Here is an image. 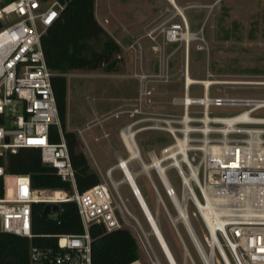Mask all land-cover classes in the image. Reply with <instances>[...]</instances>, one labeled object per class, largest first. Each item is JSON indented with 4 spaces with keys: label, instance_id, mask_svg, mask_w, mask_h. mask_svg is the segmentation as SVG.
<instances>
[{
    "label": "built area",
    "instance_id": "built-area-1",
    "mask_svg": "<svg viewBox=\"0 0 264 264\" xmlns=\"http://www.w3.org/2000/svg\"><path fill=\"white\" fill-rule=\"evenodd\" d=\"M64 5L58 0H11L0 5V155L14 152L18 147L38 148L42 162L54 166L57 174L72 185V192L36 189L31 186L28 175L6 173L0 165V230L32 237L34 203L60 206L62 202L72 201L76 204L82 231L56 234V247L31 246V264H92L89 228L93 224H102L108 231L132 228L148 263L162 264L149 240L150 231H146L127 208L118 182L108 173L110 168L106 172L107 179L102 176L98 184L81 192L76 188L52 88L54 72L46 65L40 42L41 35L59 16ZM161 33L166 43L183 39L186 42L190 30L186 19L180 16L179 21H171L163 27ZM192 84L195 83L187 82L185 75L181 96L171 98V104L179 105L181 113L135 109L139 117L127 123L126 128L135 135L153 130L166 132L172 138L159 154L147 151L148 161L143 160L139 151L140 165L147 162L155 171L165 194L175 206V221L180 220L182 212L189 220V208L200 218L202 240L193 226L194 234L190 238L204 264H264V116L253 115L255 111L264 110V96L211 95L212 84L199 83L202 94L192 97L189 94ZM140 93L144 96L151 92L141 89ZM221 106L242 109L232 115L212 113V107ZM52 125L57 128L58 142L50 141ZM84 130L77 129L83 140ZM126 147L124 158L129 167L135 159L129 160ZM167 148L172 153L163 161L162 153ZM154 158L165 165L163 171L157 169ZM119 168L150 229L149 217L138 197L141 194L138 186L135 189L123 167ZM169 169H173L180 180L179 195L173 185L170 188L164 185V177L171 183ZM150 170L144 174L172 224V214ZM131 172L135 180L140 171ZM152 217L159 225L157 209ZM174 227L186 250L179 230L176 225ZM128 264L142 262L137 259Z\"/></svg>",
    "mask_w": 264,
    "mask_h": 264
},
{
    "label": "rangeland",
    "instance_id": "rangeland-1",
    "mask_svg": "<svg viewBox=\"0 0 264 264\" xmlns=\"http://www.w3.org/2000/svg\"><path fill=\"white\" fill-rule=\"evenodd\" d=\"M164 1L160 0L163 3L160 5L155 0H95V17L119 45L122 60L111 72L98 68L65 73L66 129L78 137L80 150L91 169L98 173L100 181L102 176L107 179V170L111 165H117L119 157L126 156L120 131L139 117L135 109L181 113V107L171 104V98L181 96L187 70L193 79L220 81L210 86L211 95L264 96V0H175L183 9L189 25L192 37L189 45L184 39L171 44L163 40L162 28L180 19L175 7ZM155 11L159 13L158 18L150 20L149 14ZM141 89L151 93L142 96ZM189 94L201 96V84H192ZM241 109L240 106L211 108L216 115H232ZM253 115L264 116V110L255 111ZM77 129H85L84 140L77 134ZM135 139L144 161H148L147 151L154 150L159 154L162 147L172 142L166 132L153 130L140 132ZM94 159L98 160V168ZM129 167L133 172L141 171L138 160L131 161ZM150 173L172 214L171 224L164 208L158 205L159 228L177 264H204L182 222L175 221V206L165 194L155 171L151 169ZM167 173L179 195L178 176L173 169ZM110 177L118 178L113 171ZM137 183L153 213L155 194L144 172H139ZM118 189L130 212L146 231H150L127 185L123 183ZM190 211L191 208L189 220L202 240L201 220ZM129 220L133 222L131 218ZM150 234L149 240L161 263L170 264L156 236L152 231ZM140 250V261L149 264L141 247Z\"/></svg>",
    "mask_w": 264,
    "mask_h": 264
},
{
    "label": "trees",
    "instance_id": "trees-1",
    "mask_svg": "<svg viewBox=\"0 0 264 264\" xmlns=\"http://www.w3.org/2000/svg\"><path fill=\"white\" fill-rule=\"evenodd\" d=\"M9 1L11 0H1L0 5ZM94 7L95 0H65L59 16L40 38L46 65L54 72L51 82L58 116L74 170L75 185L80 192L98 184L100 178L80 150L76 134L66 129L65 73L98 68L111 72L122 60L119 45L98 23ZM99 43L100 46L97 47ZM49 138L53 142L60 140L55 125L49 129ZM0 165L6 173L28 175L33 188L72 192L71 183L63 180L54 166L42 162L38 148L18 147L14 152L6 151L0 155ZM43 205L44 203L32 205V237L0 230V264H31V246L56 247V234L82 231L74 202H62L58 210L48 213L43 212ZM89 230L92 238V264H128L142 257L138 242L128 227L108 231L102 224H93Z\"/></svg>",
    "mask_w": 264,
    "mask_h": 264
},
{
    "label": "bare ground",
    "instance_id": "bare-ground-1",
    "mask_svg": "<svg viewBox=\"0 0 264 264\" xmlns=\"http://www.w3.org/2000/svg\"><path fill=\"white\" fill-rule=\"evenodd\" d=\"M170 3H172V5L175 7L177 13L179 14V16H182L186 19V16L183 12V9L178 5L176 4L175 0H168ZM186 22H187V19H186ZM188 23V22H187ZM191 36L189 33H187L186 35V42H187V45H189V42L191 40ZM186 49V48H185ZM187 52H188V49H187ZM186 81L187 82H191V83H203V84H206V85H211V84H214V83H219L220 81H212L210 79H205V80H197V79H193L189 73H188V70L186 71ZM120 137H121V141H122V144L123 146H127L126 148L128 149L129 151V160L131 159H135V160H138L139 161V147L135 141V134L132 130H129L128 128H123L120 132ZM137 145V146H136ZM172 153V150H169V148L165 149L162 153V156H163V161L166 160L169 155ZM127 160L124 158V157H119V160H118V166L120 167H123L124 171L126 172V174L128 175L129 177V180L130 182L132 183L133 187L136 189L137 185L135 183V180L133 178V175H132V172L130 170V168L128 167L127 165ZM154 163L156 165H158V170L159 171H163L164 168H165V165L163 163H160L158 162V160L156 158H154ZM141 162V161H139ZM150 164L147 163V162H143L142 165H141V171L140 172H146L148 170H150ZM111 172V168L108 170V173ZM164 185L167 187V188H170L172 186V184L164 177ZM138 197H139V200L141 202V205L144 209V211L146 212V214L148 215L149 217V220H150V231L153 232V234L157 235L158 239L160 240L161 244L159 243V245L161 246L162 250L164 251L168 261L170 264H176L172 255L170 254V251L167 247V245L165 244L162 236H161V233H160V230L158 228V225L156 224L155 222V218L152 217V214L151 212L149 211L145 201L143 200V197L141 194H138ZM174 200L176 199L175 196L172 197ZM180 220L182 222V224L184 225V228H185V231L189 234V236L191 237L194 232H193V229H192V225L190 223V221L186 218L185 214L182 212L180 214ZM178 221V220H177Z\"/></svg>",
    "mask_w": 264,
    "mask_h": 264
},
{
    "label": "crops",
    "instance_id": "crops-1",
    "mask_svg": "<svg viewBox=\"0 0 264 264\" xmlns=\"http://www.w3.org/2000/svg\"><path fill=\"white\" fill-rule=\"evenodd\" d=\"M156 1V3L157 4H160V5H162L161 4V2H165L164 0H161V2H160V0H155ZM168 1V0H167ZM169 2V1H168ZM176 2V1H175ZM169 4L170 5H172V3H170L169 2ZM94 9H95V7H94ZM140 10V9H139ZM158 16H159V13L157 12V11H155V12H152V13H150L149 14V19L150 20H153V19H155V17H157L158 18ZM172 17V16H171ZM170 17V18H171ZM131 20V22H132V20L133 19H130ZM146 20V19H145ZM171 44V43H170ZM123 145V144H122ZM99 156V155H98ZM94 161L96 162V164L98 165V163H97V161L98 160H96V159H94ZM109 165H111V164H109ZM111 171H113V173L115 172L116 174H117V176H118V178H116V182H118V186L119 185H121V184H126L127 185V187H128V189L130 190V188H129V186H128V183H127V181H125V179H124V176H123V173H122V171L120 170V169H118V166L116 165V166H113V165H111ZM138 177V176H137ZM137 177L135 178V182H136V185L138 186V188H139V190H140V192H141V189H140V187H139V185H138V183H137ZM141 194H142V192H141ZM142 196H143V194H142ZM135 198V197H134ZM136 200V199H135ZM143 200L145 201V199H144V196H143ZM155 200H156V207H155V210L157 209L158 210V205H161V203L160 202H157V199H156V197H155ZM137 202V201H136ZM163 202H164V200H163ZM171 202V201H170ZM145 203H146V201H145ZM165 203V202H164ZM146 205H147V203H146ZM148 206V205H147ZM162 206V205H161ZM149 211H151V210H149ZM152 214V213H151ZM158 221H159V211H158ZM155 222H156V224L158 225V222L156 221V219H155ZM158 228H159V225H158ZM159 230H160V228H159ZM160 233H161V231H160ZM161 236H162V238H163V240H164V242H165V244L167 245V243H166V241H165V239H164V237H163V235H162V233H161ZM158 244H159V241H158ZM160 246V245H159ZM167 247H168V245H167ZM168 249H169V247H168ZM169 251H170V249H169ZM170 254L172 255V257L174 258V256H173V254L171 253V251H170ZM174 261L176 262V260H175V258H174ZM176 264H177V262H176Z\"/></svg>",
    "mask_w": 264,
    "mask_h": 264
},
{
    "label": "water",
    "instance_id": "water-1",
    "mask_svg": "<svg viewBox=\"0 0 264 264\" xmlns=\"http://www.w3.org/2000/svg\"><path fill=\"white\" fill-rule=\"evenodd\" d=\"M61 4L65 3V0H58ZM6 141H8V138H5ZM59 205L57 203H44L43 205V212L48 213L51 211H56L58 210Z\"/></svg>",
    "mask_w": 264,
    "mask_h": 264
}]
</instances>
